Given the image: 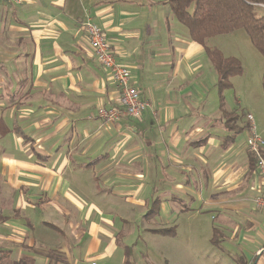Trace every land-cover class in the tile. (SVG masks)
<instances>
[{
    "label": "crops",
    "instance_id": "0c3cea01",
    "mask_svg": "<svg viewBox=\"0 0 264 264\" xmlns=\"http://www.w3.org/2000/svg\"><path fill=\"white\" fill-rule=\"evenodd\" d=\"M164 2L0 1V264H158L133 226L134 208L150 200L149 167L159 222L146 230L150 251L161 235L152 231L193 206L217 221L211 244L231 264H264V210L253 203L264 180L245 146L251 114L226 123L204 47ZM87 19L148 103L139 118L97 117L119 93L88 45Z\"/></svg>",
    "mask_w": 264,
    "mask_h": 264
},
{
    "label": "rangeland",
    "instance_id": "374dc122",
    "mask_svg": "<svg viewBox=\"0 0 264 264\" xmlns=\"http://www.w3.org/2000/svg\"><path fill=\"white\" fill-rule=\"evenodd\" d=\"M260 13L261 10L258 9L257 14ZM206 47L219 50L224 57H234L239 60L243 73L240 76L231 78L232 88L223 92L224 109L239 114L242 111L249 112L253 116L255 126L258 129L259 124H264L263 55L253 47L247 33L242 29L212 37L206 41ZM80 162L86 163L87 160H81ZM80 175H92V169H80ZM145 179V185L149 187L147 196L150 200L144 207L134 208L136 213H134L135 224L133 226L134 228H143L142 233L140 231L138 235H141L140 240L142 243L146 241L145 246H147L149 252L146 261L154 263L157 261L158 264H161L168 259L167 264H231L227 257H224L221 249L211 244L210 239L212 238L213 229L217 228V221L212 220L209 212L195 214V210L192 209L193 206L186 216L188 219L179 218L175 227L172 224L168 228L176 232L175 238L170 233L165 236H156L155 239L158 244L150 251L149 247L152 244L147 239H154V237L146 230L159 228L156 216L154 217L150 213L152 205H154L153 200H151L153 199L151 167L147 170ZM99 186L103 191L98 196L107 195L108 188ZM108 198L110 197L108 196ZM110 200L115 199L110 198ZM196 204H198L197 201L193 205ZM177 207L179 209L183 208L181 205H177ZM136 228L135 231H137ZM169 249L174 251L173 255L168 256L166 254ZM144 262L143 260L142 264Z\"/></svg>",
    "mask_w": 264,
    "mask_h": 264
},
{
    "label": "trees",
    "instance_id": "16d2710c",
    "mask_svg": "<svg viewBox=\"0 0 264 264\" xmlns=\"http://www.w3.org/2000/svg\"><path fill=\"white\" fill-rule=\"evenodd\" d=\"M164 4L168 6L174 18L187 29L190 39L204 47L217 76L216 87L220 98L224 91L232 88L230 79L242 75L243 68L238 59L224 57L219 50L206 47L208 39L242 29L247 33L253 47L264 57V0H165ZM258 9L261 10L260 14H257ZM223 115L227 124L243 117L236 112L223 111ZM244 117L246 120V115ZM6 133L7 128L0 120V135ZM249 155L257 169L256 159L250 152ZM262 156L264 158V152ZM153 212L154 207L150 210L151 215ZM152 232L167 235L172 234L174 230L166 228ZM212 243H215L214 238Z\"/></svg>",
    "mask_w": 264,
    "mask_h": 264
},
{
    "label": "built area",
    "instance_id": "2783aa9c",
    "mask_svg": "<svg viewBox=\"0 0 264 264\" xmlns=\"http://www.w3.org/2000/svg\"><path fill=\"white\" fill-rule=\"evenodd\" d=\"M0 1L19 2V0ZM82 29L98 64L109 73L119 93L118 105L116 107L101 106L97 109V117L104 123L139 118L148 107V103L140 98L139 92L132 86L130 71L116 61L114 52L106 42L103 31L98 26L87 19L82 23ZM246 121L249 126V134L245 146L256 159L257 171L264 180V158L262 156L264 140L256 133L251 115H246ZM253 203L257 209L264 210V195L254 197Z\"/></svg>",
    "mask_w": 264,
    "mask_h": 264
}]
</instances>
